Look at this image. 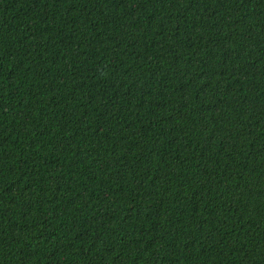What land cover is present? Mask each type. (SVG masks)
Masks as SVG:
<instances>
[{"label": "trees", "instance_id": "obj_1", "mask_svg": "<svg viewBox=\"0 0 264 264\" xmlns=\"http://www.w3.org/2000/svg\"><path fill=\"white\" fill-rule=\"evenodd\" d=\"M0 264H264V0H0Z\"/></svg>", "mask_w": 264, "mask_h": 264}]
</instances>
